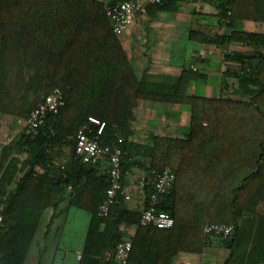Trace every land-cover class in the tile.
Wrapping results in <instances>:
<instances>
[{
  "label": "trees",
  "instance_id": "1",
  "mask_svg": "<svg viewBox=\"0 0 264 264\" xmlns=\"http://www.w3.org/2000/svg\"><path fill=\"white\" fill-rule=\"evenodd\" d=\"M114 1L0 0V115L25 121L55 88L64 96L34 137L23 125L0 146V264L23 263L43 211L66 194L68 208L90 215L80 264H113L106 253L126 238L132 264H174L179 254L203 250L207 224L232 226L231 237L213 236L230 246L239 219L264 203V33L235 28L238 21L264 23V0H212L228 33L190 32L192 40L222 51L226 68L214 96L188 92L204 76L192 65L178 75L139 76L107 16ZM181 1L150 5L148 14L176 11ZM230 45L244 50L228 51ZM139 100L187 106L186 132L133 141ZM89 116L105 122L103 143L123 138V177L143 171L147 206L154 172L172 171L156 206L173 217L172 227L140 225V211L123 201L98 214L109 177L105 165L82 162L73 139ZM121 226L134 231L128 236Z\"/></svg>",
  "mask_w": 264,
  "mask_h": 264
},
{
  "label": "crops",
  "instance_id": "2",
  "mask_svg": "<svg viewBox=\"0 0 264 264\" xmlns=\"http://www.w3.org/2000/svg\"><path fill=\"white\" fill-rule=\"evenodd\" d=\"M220 18L221 8L212 0H182L176 11L157 10L151 16L148 12L140 15L119 35V39L139 76L144 72L178 75L183 66L192 65L204 76L191 81L188 92L189 88L204 85L211 92L213 90L214 96L221 89L222 73L226 68L222 51L213 45L192 40L190 32L226 34L228 29L221 24ZM235 28L264 33V23L238 21ZM229 49L244 50L238 45H230ZM210 76L215 77V85L209 82ZM133 113V141L145 139L149 133L180 136L186 132L190 117L187 106L147 100H139ZM0 116L4 120L8 115ZM20 121L22 127L24 121ZM14 136L4 140L0 146ZM62 160L64 156L54 159V165H61ZM143 177V171L134 168L124 176V184L133 189ZM67 198L66 194L55 208L48 207L43 211L22 264H80L90 215L88 213L87 226L80 230L68 224L71 214L75 217L74 214L78 213L66 206ZM121 229L128 236L134 231L123 226ZM174 264H264V203L255 212L239 219L230 246L217 237L209 236L200 253L179 254Z\"/></svg>",
  "mask_w": 264,
  "mask_h": 264
},
{
  "label": "built area",
  "instance_id": "3",
  "mask_svg": "<svg viewBox=\"0 0 264 264\" xmlns=\"http://www.w3.org/2000/svg\"><path fill=\"white\" fill-rule=\"evenodd\" d=\"M168 0H115L108 7L107 16L110 19L112 29L115 34L121 35L134 21L148 12L150 5H158ZM230 51V49H227ZM64 104V96L59 88H55L48 93L38 106L30 113V116L24 121L26 134H36L49 113H56ZM105 122L100 119L89 116L83 122L75 133L74 147L76 154L83 163L95 165L101 163L105 165V173L109 177V187L106 190L105 199L98 208L99 215H107L110 208L123 201L124 205L131 210L140 211V225H153L158 228H170L174 224L173 217L165 212L158 211V198L168 192L174 180V174L169 168L154 172V193L148 206L144 203V186L146 182L141 178L137 184L129 189L124 184V177L121 170L120 147L123 138L119 137L116 143H103L100 139L103 134ZM2 215L0 214V227L2 225ZM203 232L210 236L231 237L234 229L226 224H207ZM132 242L129 239L121 240L117 243L113 254L106 253L107 258H112L113 264H132L130 261V252Z\"/></svg>",
  "mask_w": 264,
  "mask_h": 264
},
{
  "label": "rangeland",
  "instance_id": "4",
  "mask_svg": "<svg viewBox=\"0 0 264 264\" xmlns=\"http://www.w3.org/2000/svg\"><path fill=\"white\" fill-rule=\"evenodd\" d=\"M197 81V80H196ZM199 82V80H198ZM209 82L212 83L213 85H215L216 81H215V77L214 76H210L209 77ZM204 85H197V87H195L194 89H190L189 91L192 93H197V94H201V95H208V96H213V90L212 92L209 90L208 87H203ZM2 116H0V143H2L4 140L10 139L12 136H14L17 131L20 129L21 127V121L17 120L15 118H11L6 116L4 118V120L1 118ZM6 121V123H4ZM183 136V135H180ZM72 210L77 211V215L74 214L75 217H73V214H71L69 220H68V224L70 223L71 225H74L76 227L82 228L83 226H87L88 221H89V215L87 212L80 210V209H75L73 208Z\"/></svg>",
  "mask_w": 264,
  "mask_h": 264
}]
</instances>
